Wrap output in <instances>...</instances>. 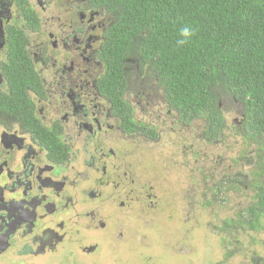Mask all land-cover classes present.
<instances>
[{
	"label": "flooded vegetation",
	"instance_id": "flooded-vegetation-1",
	"mask_svg": "<svg viewBox=\"0 0 264 264\" xmlns=\"http://www.w3.org/2000/svg\"><path fill=\"white\" fill-rule=\"evenodd\" d=\"M110 24L90 0H0V264H55L76 251L113 258L129 215L136 230L166 191V156L156 166L143 152L177 141L184 233L192 223L212 235L214 252L251 246L246 183L264 163L239 137L243 113L220 103L215 129L180 119L129 57L108 80Z\"/></svg>",
	"mask_w": 264,
	"mask_h": 264
},
{
	"label": "trees",
	"instance_id": "trees-1",
	"mask_svg": "<svg viewBox=\"0 0 264 264\" xmlns=\"http://www.w3.org/2000/svg\"><path fill=\"white\" fill-rule=\"evenodd\" d=\"M90 3L111 16L103 45L108 80L121 75L119 58H133L146 77L159 81L166 95V111L180 119L202 117L214 129L223 123L220 98L237 102L234 110L244 117L239 137L245 146L261 150L255 156L264 163V0ZM186 25L195 29V35L182 47L177 46L180 29ZM251 169L252 181L246 183L252 198L249 222L242 225L252 245L263 234L260 220L264 218V185L253 181L261 177L254 171H264V167ZM239 191L245 189L237 187L236 194ZM221 254L217 264H228L235 256L249 257L241 264H264V257L250 247Z\"/></svg>",
	"mask_w": 264,
	"mask_h": 264
},
{
	"label": "rangeland",
	"instance_id": "rangeland-1",
	"mask_svg": "<svg viewBox=\"0 0 264 264\" xmlns=\"http://www.w3.org/2000/svg\"><path fill=\"white\" fill-rule=\"evenodd\" d=\"M220 100L225 111L238 106L237 102L225 96ZM227 117L228 119L238 118L237 115L230 113L226 114ZM170 137L173 139L170 142H174L176 137L174 135H170ZM179 146L177 141V144L174 142L171 146L161 147L159 152H143V156H154L153 163L156 166H163L162 156H166V191L159 190L156 193L160 207L154 209V212L139 214L136 230L132 227L133 219L129 215V225L124 226L126 240H123L122 243H124L115 249L113 258L109 260L106 254L101 257L98 254L86 256L76 251L65 262H60V258L59 261L55 259V264H217V261L222 259V254L213 251L212 241H209L212 239V235H205L204 231L199 228L194 229L192 223L186 225L190 231L187 234L184 233L181 223L184 222L183 206L179 199L182 180L178 157ZM238 146L239 141L236 149ZM249 151L251 152L250 149ZM213 234V238L216 239L215 231ZM259 238L264 237L259 236ZM263 246L264 244H252L250 248L259 252V256L264 257ZM107 255H109L108 252ZM248 259L249 257L235 256L228 260V264H241ZM2 261L4 259L0 260V262ZM8 264L13 263L9 262Z\"/></svg>",
	"mask_w": 264,
	"mask_h": 264
},
{
	"label": "clouds",
	"instance_id": "clouds-1",
	"mask_svg": "<svg viewBox=\"0 0 264 264\" xmlns=\"http://www.w3.org/2000/svg\"><path fill=\"white\" fill-rule=\"evenodd\" d=\"M180 39L177 40V46L182 47L185 45L191 38L192 36L195 35V29L192 28L191 26H184L180 29Z\"/></svg>",
	"mask_w": 264,
	"mask_h": 264
}]
</instances>
